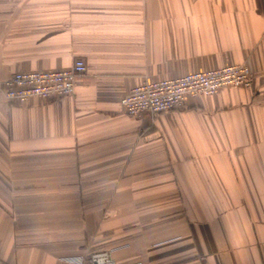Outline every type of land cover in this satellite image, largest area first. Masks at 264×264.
<instances>
[{
    "label": "crops",
    "instance_id": "0c3cea01",
    "mask_svg": "<svg viewBox=\"0 0 264 264\" xmlns=\"http://www.w3.org/2000/svg\"><path fill=\"white\" fill-rule=\"evenodd\" d=\"M86 72L58 100L20 71ZM246 63L251 88L131 117L142 80ZM264 264V0H0V264Z\"/></svg>",
    "mask_w": 264,
    "mask_h": 264
},
{
    "label": "built area",
    "instance_id": "2783aa9c",
    "mask_svg": "<svg viewBox=\"0 0 264 264\" xmlns=\"http://www.w3.org/2000/svg\"><path fill=\"white\" fill-rule=\"evenodd\" d=\"M86 72L83 59H76L66 68L20 71L1 82L6 99L25 102L31 97L58 100L72 95L75 80ZM254 76L246 63L193 71L175 78L144 79L133 86L121 99L126 115L137 117L143 113L158 115L185 103L187 96L212 95L222 87L251 88ZM74 264H85L81 258L68 259ZM109 251L92 253L87 264H114Z\"/></svg>",
    "mask_w": 264,
    "mask_h": 264
}]
</instances>
